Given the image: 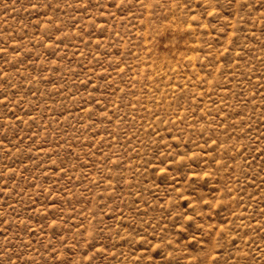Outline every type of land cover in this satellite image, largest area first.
I'll return each instance as SVG.
<instances>
[{
	"label": "rangeland",
	"instance_id": "1",
	"mask_svg": "<svg viewBox=\"0 0 264 264\" xmlns=\"http://www.w3.org/2000/svg\"><path fill=\"white\" fill-rule=\"evenodd\" d=\"M0 264H264V0H0Z\"/></svg>",
	"mask_w": 264,
	"mask_h": 264
}]
</instances>
